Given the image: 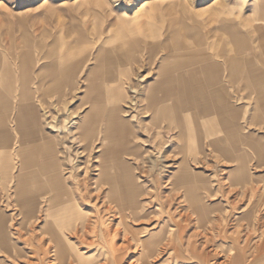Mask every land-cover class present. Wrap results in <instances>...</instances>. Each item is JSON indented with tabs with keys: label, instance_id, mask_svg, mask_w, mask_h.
I'll return each instance as SVG.
<instances>
[{
	"label": "rangeland",
	"instance_id": "374dc122",
	"mask_svg": "<svg viewBox=\"0 0 264 264\" xmlns=\"http://www.w3.org/2000/svg\"><path fill=\"white\" fill-rule=\"evenodd\" d=\"M255 1L0 0V42L6 52L16 54L25 44H31L37 67L52 64L54 72L56 62L65 51L68 60L61 66L71 68L75 58H83L73 91L68 88L67 94L61 97L60 87L57 93L54 83L51 106L44 113L47 136L52 139L51 155L33 158L36 163L31 165L22 159L20 172L15 174L12 184L15 188L5 191L4 224L15 245L4 249L5 264H199L193 257V246H197L198 252L212 253L216 244L224 246L225 251L221 253L218 249L215 260H224L225 264H236L233 260L238 249L244 264L264 254V157L261 162L252 157L249 183H234L229 175L237 164L223 152L229 148V141L218 134L202 140L200 147L196 143L188 163L190 170L207 182L208 188L202 191V200H192L191 207L185 191L175 188L172 181L184 157L176 151V140L165 127L142 123L145 112L141 91L146 82L143 60L134 71L121 72L117 77L119 84H108L107 79L104 85L106 102L100 120L103 122L111 116L122 118V124H101L99 135L104 138L107 133L110 140H93L86 149V142L79 138L77 129L91 106L83 98L86 78L95 63L94 53L110 31H118L122 21L132 20L135 29L146 32L151 22L163 32L173 18L189 24L197 21L211 41L216 35V39L222 36L217 26L223 18H234L244 32L255 25L260 13L254 8ZM226 47L230 49L231 45ZM113 96H119V100L107 99ZM52 125L65 126L64 134ZM262 143L260 149L264 148V139ZM243 147L249 149L247 145ZM110 159L128 162L141 188L136 203L122 209L124 214L120 213L117 203L108 202V185L99 192L91 188L86 192L78 184L85 175L95 180L101 161ZM46 173L50 175L47 178ZM32 178L36 186L24 187ZM54 178L66 182L70 195L65 200H79L76 212L61 215L57 214V207L48 210L45 200H51L50 185ZM19 184L21 187L17 188ZM19 200L42 201L34 218L25 219ZM205 213L214 221H208ZM48 216L62 222L60 228L68 241V253L61 261L49 237L42 233ZM204 227L213 239L208 246H205ZM169 229H173L171 234ZM179 229L185 230L182 236L178 234ZM172 239L179 247L177 254L170 243ZM146 241H164L166 246H156L155 251L148 252L143 247ZM20 249L26 253V259L20 257ZM75 251L82 256L81 260L73 258ZM258 264H264V259Z\"/></svg>",
	"mask_w": 264,
	"mask_h": 264
},
{
	"label": "crops",
	"instance_id": "0c3cea01",
	"mask_svg": "<svg viewBox=\"0 0 264 264\" xmlns=\"http://www.w3.org/2000/svg\"><path fill=\"white\" fill-rule=\"evenodd\" d=\"M260 1L254 2L255 10L259 9L260 13L255 18L257 23L249 30L242 31L234 18H223L217 26L222 36L216 39V35L211 41H208V32L197 21L189 24L173 18L163 32L153 22L148 23L146 32L135 29L132 20L122 21L118 31H110L94 53L95 63L86 78L83 98L91 106L81 122L89 116L99 119L104 112L106 96L103 88L107 79L108 84H119L120 73L134 71L143 60V80L146 82L141 91L145 112L142 123L165 127L177 142V153L184 156L172 180L174 187L185 190L187 200L203 199L202 191L208 184L190 170L188 157L196 143L200 147L202 140L218 134L229 141V148H224L223 152L226 150V156L238 165L231 171L229 179L234 183L239 180L240 184L250 182L252 157H257L259 162L264 157V148H259L264 139V3ZM217 45L221 47L215 49ZM4 49L0 42V264H5L4 249L15 246L10 230L4 224L5 191L15 188L12 184L15 174L20 172L22 159L23 163L31 165L36 163V157L51 155L52 139L47 136L44 113L51 106L53 86L55 83L57 93L60 87L61 97L67 94L68 88L73 91L83 59L82 56L75 58L71 70L63 75V71L60 74L54 72L52 64L38 68L31 44H25L16 54ZM67 54L65 51V58ZM107 99L118 101L119 96ZM110 121L122 124V118L118 116H113V120L106 118L101 123ZM25 171L36 173L31 169ZM45 176L50 175L46 173ZM35 182L32 178L24 187H31V184L35 187ZM18 202L22 211V203ZM34 202L23 200V205L30 206ZM26 212L27 209L21 212L25 219L37 214L26 216ZM207 215V220L211 221L213 218L205 213ZM218 246L221 253L225 251L224 246ZM19 255L26 259L23 250H19ZM235 258L238 264H244L239 249ZM74 259L79 261L82 256ZM262 259L264 254L251 259L248 264H258ZM215 261L226 263L217 259L214 264Z\"/></svg>",
	"mask_w": 264,
	"mask_h": 264
},
{
	"label": "bare ground",
	"instance_id": "6f19581e",
	"mask_svg": "<svg viewBox=\"0 0 264 264\" xmlns=\"http://www.w3.org/2000/svg\"><path fill=\"white\" fill-rule=\"evenodd\" d=\"M24 55V54H23ZM68 58V56H67ZM68 60V59H67ZM66 58H65V55H61L60 56V59L58 60V62H56L57 64L55 65V70H56V73L60 74L61 71H63V75L66 74L69 70L70 67L69 65L68 66H65V65H62L61 64L63 63V61H67ZM103 63V62H102ZM23 66V65H22ZM103 67V66H102ZM102 72V71H101ZM100 72V73H101ZM95 73V72H94ZM87 83V82H86ZM104 83V82H103ZM97 88V87H96ZM95 89V88H94ZM98 90V89H97ZM77 115H74L73 118H76ZM113 120V116H111L109 118V120ZM73 121V120H71ZM70 122V121H69ZM76 122V121H75ZM71 123V122H70ZM74 124V122H73ZM101 120L100 118L99 119H94L92 116H89L86 118V120L84 122H81L79 123V126H78V134H79V138L83 141V142H86V149H89L91 147V141L93 140H100V139H104V140H110L109 139V136L107 133H105V136L104 138H99L100 135V132H101V129H100V126H101ZM110 125H115L113 124L111 121L108 123ZM117 125V124H116ZM52 127L55 128V130L57 131H60L61 133L64 132V130H66V127L65 126H62L60 125L59 126H56V125H52ZM68 127V126H67ZM53 128V129H54ZM76 128V127H75ZM108 128V127H107ZM75 131V130H74ZM74 133V132H73ZM64 134V133H63ZM76 134V133H75ZM107 134V135H106ZM108 136V137H107ZM226 151V150H225ZM224 151V153H225ZM229 154V153H228ZM244 154V153H243ZM105 155H101L100 157H104ZM232 157V155H230ZM114 157V156H113ZM234 158V157H233ZM237 158V157H236ZM247 158V157H246ZM63 159V158H62ZM232 159V158H231ZM235 159V158H234ZM248 159V158H247ZM116 160V159H115ZM115 160H112L110 159L109 161H105V160H102L101 161V169L99 170V173L97 175V178L94 180L92 179L93 181L90 180L89 177H87V175H85L84 179H81V181L78 179V181H80L79 183L76 182L80 185H82L86 192H88V189H97V191L99 192L100 189L103 188L104 185H108L109 186V190L107 192V195L106 197L108 198V202L109 203H114L116 204L117 203V207L120 211L121 214H124L122 212V209H125V207L128 205V206H132L133 203H136V200H138V196H139V193L141 191V188L140 186L136 183V180H135V177L133 176V174L131 173L132 169L130 167V164H128V162L126 161H118V162H115ZM236 162V161H235ZM77 163V162H76ZM75 163V164H76ZM182 163V162H181ZM186 163V162H185ZM238 163V162H237ZM77 165V164H76ZM183 165V164H182ZM185 166V165H184ZM238 166V165H236ZM77 167V166H75ZM181 167V166H180ZM77 169V168H76ZM90 169V168H89ZM95 169V168H94ZM240 169L241 166H240ZM249 169V168H248ZM75 170V169H74ZM92 170V169H91ZM243 170V169H242ZM241 170V171H242ZM77 171V170H76ZM85 171V170H84ZM75 172V171H74ZM72 173V171H71ZM78 173V171H77ZM87 173V172H86ZM241 173V172H240ZM239 174V173H238ZM75 175V174H74ZM236 175V174H235ZM242 175H245V174H242ZM76 176V175H75ZM79 176V174H78ZM96 176V175H95ZM246 176V175H245ZM243 176V177H245ZM68 177V176H67ZM237 177V175H236ZM76 179L78 177H75ZM68 179V178H67ZM239 179V178H238ZM248 179V178H247ZM69 180V179H68ZM83 180V181H82ZM241 181V180H240ZM239 182V180H238ZM237 182V183H238ZM242 182V181H241ZM246 182H248L246 180ZM74 183V182H73ZM249 183V182H248ZM76 184V183H75ZM200 184V183H198ZM204 184V183H203ZM240 184V182H239ZM71 185V184H70ZM73 185V184H72ZM192 185V184H191ZM189 186V185H188ZM187 186V187H188ZM196 186V185H195ZM73 187V186H72ZM76 187V186H75ZM107 187V186H106ZM198 187V186H197ZM182 188V187H180ZM50 189H51V192H53L52 194V197H51V200H47V204H48V210H51V209H54V208H58V213L57 214H68L70 212H73V211H77V208L76 206L78 205V201L79 200H65L66 197H69V190L67 188V184L66 182L60 178L58 180H56L54 178V180L52 181L51 185H50ZM83 189V188H82ZM194 189V188H193ZM201 189V188H200ZM73 190V189H72ZM202 190V189H201ZM84 191V190H83ZM185 191V190H184ZM189 191V190H188ZM74 192V191H73ZM186 192V191H185ZM75 193V192H74ZM189 193V192H188ZM201 193V192H200ZM193 194H194V191H193ZM186 195V193H185ZM187 198H188V195H187ZM193 198V197H192ZM94 199V198H93ZM97 199V198H96ZM191 199V198H190ZM195 199V198H194ZM198 199V197H197ZM196 199V200H197ZM202 199V197H201ZM98 200V199H97ZM186 201H189V200H186ZM191 202L190 205L192 207V205L194 204L192 202V200H190ZM20 203L21 204V207L24 208L22 209L21 212H24V210L27 209V212H26V216H32V214L34 212L38 213L39 211V206H40V200H35L34 203H31L30 206L27 205L24 207L23 205V200H20ZM125 205V206H124ZM189 205V206H190ZM76 209V210H75ZM29 211V212H28ZM79 211V210H78ZM81 211V210H80ZM195 213H197L198 211L196 209H194ZM197 211V212H196ZM56 213V212H55ZM54 213V214H55ZM78 213V212H77ZM76 213V214H77ZM56 214V215H57ZM74 214V213H73ZM50 215V214H49ZM60 215V216H61ZM54 216V215H53ZM51 216V217H53ZM77 216V215H76ZM49 217V216H48ZM59 218V216H57ZM71 217V215L69 216ZM63 218V217H62ZM61 218V219H62ZM65 218V217H64ZM55 219V217H54ZM70 220V219H69ZM93 220V219H92ZM201 220V218H200ZM59 220H53L52 218H47L45 220V224L43 226V233L44 235H48L51 237L52 241H53V244H54V248H55V252H56V257L59 261H61L65 256L66 254L68 253V249H69V246H68V241L65 237V234L63 233V231H61L60 227H61V223H58ZM74 221V220H73ZM75 222V221H74ZM54 224V227L51 228V225ZM64 227V226H63ZM202 227V226H201ZM48 228H51V229H48ZM66 229V228H65ZM186 229V228H184ZM204 231L207 230L206 227L203 228ZM210 229L213 230V227H210ZM215 230V229H214ZM173 229H169V232L170 234L172 233ZM185 230L183 229H179L178 230V233L180 236H182L184 233ZM206 238L205 240V246H208V245H211V242H212V238L209 237L208 235L204 236ZM169 241V239L167 240V242ZM163 242V243H162ZM170 243L171 245L174 247V253L177 254V251H178V246L176 245L174 239L170 240ZM146 244V245H145ZM162 245H165L166 246V243H164V241H160V242H154V241H149L146 243H143V247L145 249L148 250V252L150 251H155V247L156 246H162ZM72 246V245H71ZM213 246V244H212ZM163 247V246H162ZM211 249V248H210ZM219 249V246L218 245H215L214 248H212V253L210 252H207V251H200L198 253L197 251V246H193V251H194V258H196L200 264H214V260L216 259L217 255L219 254L218 253V250ZM163 250V249H162ZM220 252V251H219ZM152 254V253H151ZM154 254V253H153ZM153 256V255H151ZM73 257L74 258H79L81 257L80 254H78L77 251H75V253L73 254ZM29 261V260H28ZM233 262H236V264H238L237 262V258H235L233 260ZM217 262L215 261V264Z\"/></svg>",
	"mask_w": 264,
	"mask_h": 264
}]
</instances>
